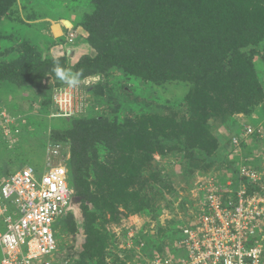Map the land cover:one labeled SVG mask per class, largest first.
I'll use <instances>...</instances> for the list:
<instances>
[{"label":"rangeland","instance_id":"374dc122","mask_svg":"<svg viewBox=\"0 0 264 264\" xmlns=\"http://www.w3.org/2000/svg\"><path fill=\"white\" fill-rule=\"evenodd\" d=\"M8 1L0 5V110L22 115L26 124L18 136L20 148L10 153L19 162L3 169L36 165L39 179L46 159L54 160L47 153L52 142H66L72 153L86 154L81 179L90 184L91 195L101 191L103 198L97 210L75 196L71 218L54 224L59 257L73 256L77 264H148L164 251L179 264L186 255L175 243L180 229L196 220L206 182L224 188L233 169L264 168V139L244 136L247 128L264 133V37L229 51L213 41L197 47L194 64L180 58L168 64L191 72L194 81H150L141 71L86 58L96 55L85 27L95 14L94 0ZM252 5L264 13V0ZM114 47L108 50L113 56L130 51L126 44ZM74 50L80 64L60 67L80 81L71 118L52 116V96L68 85L54 67L29 85V76L3 69L38 66ZM212 66L219 74H210ZM85 128L90 130L82 132ZM233 138L240 139L239 147L230 146ZM0 155L8 160V153ZM64 165L69 175V163ZM79 168L71 169L72 183ZM77 191L83 193L81 187ZM91 233L92 251L86 248Z\"/></svg>","mask_w":264,"mask_h":264},{"label":"built area","instance_id":"2783aa9c","mask_svg":"<svg viewBox=\"0 0 264 264\" xmlns=\"http://www.w3.org/2000/svg\"><path fill=\"white\" fill-rule=\"evenodd\" d=\"M73 37L70 33L67 40L72 42ZM75 86L56 90L53 117L75 115ZM25 124L22 115L0 110V154L18 147ZM253 135L264 139L261 130L247 128L244 136ZM239 143L240 139L233 138L230 146L237 148ZM47 153L54 160L46 159L39 179L36 165L8 172L3 169L6 164L0 163V228L4 229L0 230V264L72 263L69 255L59 257L53 231L57 221L73 213L75 194L64 165L70 151L54 143ZM235 170L238 180L230 178L224 188L215 180L203 187L200 212L194 222L180 229L182 237L175 243L186 255L179 264H264V168ZM166 254L157 253L148 264H175Z\"/></svg>","mask_w":264,"mask_h":264},{"label":"trees","instance_id":"16d2710c","mask_svg":"<svg viewBox=\"0 0 264 264\" xmlns=\"http://www.w3.org/2000/svg\"><path fill=\"white\" fill-rule=\"evenodd\" d=\"M94 1L95 14L86 18L85 27L89 34L90 46L96 51V55L94 57L87 56L86 58L96 62L109 60L121 69L141 71L144 78L150 81L178 79L181 81H194L196 77L191 72L175 69L173 66H168V64L171 61H177L178 58L184 64H194L197 60V47L207 46L213 41L217 44H224V47L229 51L230 49L237 50L244 47L249 41H261L264 37V13L255 11L257 8L252 5L255 0ZM1 2L3 0H0V5ZM8 2L12 4V0ZM116 44H126L130 47V51H127V55H110L108 50L112 47L115 48L114 45ZM230 55L235 60H240L238 53L234 54L232 51ZM81 59L73 66H69L67 59L64 57L40 61L38 66L22 63V66L18 67L5 65L3 69L9 72L14 71V74L29 76L26 81L29 85L34 77L39 78L40 81L45 78L47 72L51 71L53 67L55 68L57 63H59V67L63 66L66 70L69 67L74 68L79 65ZM183 67L185 70L189 66L183 65ZM249 67L251 70V66ZM217 68L219 67H210V74H219ZM230 69L233 70V68ZM221 70L223 71V69ZM10 114L14 115L13 113ZM87 130L90 129L85 128L82 132ZM52 143L66 145L69 148V186L73 189L75 196L83 197L86 202L92 203L95 209L99 210L103 206V198L99 197L101 191L91 195L90 184L81 179V168L87 161L86 154L82 153V156H80L72 153L69 143L66 144V142ZM228 145H224L225 149H228ZM19 148L20 146L13 151H17ZM13 151L2 152L8 153L9 157L8 160H5L7 158L2 155L5 161L0 163L6 164V166L15 165L20 157L10 156ZM77 155H79V158ZM76 164H80L79 173L72 183L71 169ZM230 174L233 181H237V173L234 169ZM79 187L83 190L80 195L77 191ZM97 188H99L98 185ZM71 215L73 213L65 216L62 223L71 218ZM90 237L89 241L86 242V245L87 243L88 245L85 247L92 251L96 247L94 243L96 237L94 233H91ZM162 252L164 253V251L157 253L163 254ZM70 258H72L71 264H77L73 256Z\"/></svg>","mask_w":264,"mask_h":264},{"label":"clouds","instance_id":"9594fccd","mask_svg":"<svg viewBox=\"0 0 264 264\" xmlns=\"http://www.w3.org/2000/svg\"><path fill=\"white\" fill-rule=\"evenodd\" d=\"M54 71L56 73V76L61 80V81H67L68 85L71 87H74L77 85L80 81L78 80L77 76L70 75V73L62 70L59 67V63L56 64V67L54 68Z\"/></svg>","mask_w":264,"mask_h":264},{"label":"crops","instance_id":"0c3cea01","mask_svg":"<svg viewBox=\"0 0 264 264\" xmlns=\"http://www.w3.org/2000/svg\"><path fill=\"white\" fill-rule=\"evenodd\" d=\"M73 52H74L73 55H72V53L70 55H68L69 52H67L68 54H66V56H64L65 53L62 54V56H64L67 59V62H68V64L70 66L75 65L80 59V55H77L79 51L78 50H76V51L74 50ZM79 54H81V53H79ZM70 59H72V60H70ZM70 61H72V62H70Z\"/></svg>","mask_w":264,"mask_h":264},{"label":"water","instance_id":"95a60500","mask_svg":"<svg viewBox=\"0 0 264 264\" xmlns=\"http://www.w3.org/2000/svg\"><path fill=\"white\" fill-rule=\"evenodd\" d=\"M77 201H78V198L75 197L73 203L75 204V202Z\"/></svg>","mask_w":264,"mask_h":264},{"label":"bare ground","instance_id":"6f19581e","mask_svg":"<svg viewBox=\"0 0 264 264\" xmlns=\"http://www.w3.org/2000/svg\"><path fill=\"white\" fill-rule=\"evenodd\" d=\"M57 33V32H56Z\"/></svg>","mask_w":264,"mask_h":264}]
</instances>
